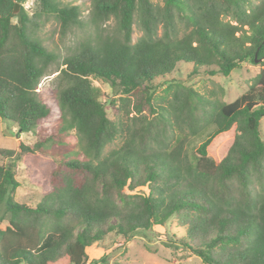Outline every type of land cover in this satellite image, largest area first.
Returning a JSON list of instances; mask_svg holds the SVG:
<instances>
[{"label": "trees", "instance_id": "obj_1", "mask_svg": "<svg viewBox=\"0 0 264 264\" xmlns=\"http://www.w3.org/2000/svg\"><path fill=\"white\" fill-rule=\"evenodd\" d=\"M24 1L0 0V119L36 141L0 148V264H87V248L108 236L124 246L170 221L183 234L169 250L201 264H264V0H92L93 20L113 19L115 35L63 60L57 104L67 118L50 125L54 106L37 85L55 57L26 11L14 14ZM37 1L62 27L79 23L78 6ZM134 26L142 35L132 43ZM247 62L261 68L230 103L180 78L158 91L182 64L204 78ZM92 78L118 104L102 101ZM35 157L46 162L31 166L28 185L41 189L31 206L14 197L18 163Z\"/></svg>", "mask_w": 264, "mask_h": 264}, {"label": "rangeland", "instance_id": "obj_2", "mask_svg": "<svg viewBox=\"0 0 264 264\" xmlns=\"http://www.w3.org/2000/svg\"><path fill=\"white\" fill-rule=\"evenodd\" d=\"M57 1L61 6H78L79 23L77 25L62 27L55 15L45 12L37 0H25L23 3H16L18 13L22 7L29 18L36 22L37 27L34 32L36 39L55 57L54 61L47 66L44 76L37 85L40 100L54 106L50 120L44 125L59 123L60 117L67 118L65 111L57 104L59 92L65 87V82L59 75L60 69L64 67L63 60L80 50L83 45L96 42L99 37L108 36L111 38L115 35V21L113 19L106 22H101L98 19L93 20L90 13L92 0ZM153 3L162 5L161 0H153ZM160 32L161 29H159ZM141 35L140 28L134 26L131 36L132 43L138 40ZM260 62L256 64L244 63L241 68L234 70L227 77L217 75L204 78L201 76L190 77L191 67L182 64L170 76L157 80L159 81L158 91H161L169 80L180 78L184 84L191 85L200 93L220 102L230 103L251 84L252 79L261 68ZM91 83L100 89L102 101L108 104L112 100L115 105L118 104L120 95L108 83L94 78L91 79ZM107 115L111 119L118 120L116 114L110 109ZM131 115L129 114V117ZM261 130L264 140V118L261 120ZM35 141L36 138L33 134L19 133L14 124L0 119V148L16 151L19 143L27 145ZM67 143L71 149L77 150L74 131L70 132V136L67 137ZM118 144L117 142L108 145L104 152L114 149ZM25 162L30 167L19 163L17 165L19 172L16 180L19 186L16 189L14 199L18 203L36 206L41 199V189L28 185L31 177L30 169L32 167L34 169L43 168L46 161L42 157H35L34 159L29 158ZM182 234L183 230L179 229L174 221H170L164 227L155 226L148 232L140 231L124 246H119L122 241L121 238L110 235L103 241L87 248L88 262L105 257L107 264H201L195 256L187 255L179 249L170 248L169 250L167 247V245H171L172 235L180 236Z\"/></svg>", "mask_w": 264, "mask_h": 264}, {"label": "water", "instance_id": "obj_3", "mask_svg": "<svg viewBox=\"0 0 264 264\" xmlns=\"http://www.w3.org/2000/svg\"><path fill=\"white\" fill-rule=\"evenodd\" d=\"M14 14H15V15H17V14H18V5H15Z\"/></svg>", "mask_w": 264, "mask_h": 264}]
</instances>
